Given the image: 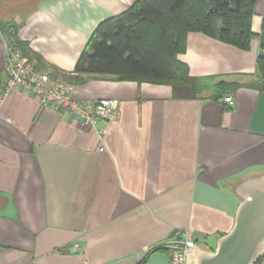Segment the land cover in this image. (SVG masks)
Segmentation results:
<instances>
[{
	"label": "crops",
	"instance_id": "0c3cea01",
	"mask_svg": "<svg viewBox=\"0 0 264 264\" xmlns=\"http://www.w3.org/2000/svg\"><path fill=\"white\" fill-rule=\"evenodd\" d=\"M136 1L0 0V95L4 33L63 80L97 25ZM263 17L256 0L253 33ZM258 53L256 41L241 51L188 33L179 59L192 77L236 83L232 104L98 77L74 85L73 98L114 100L119 116L93 126L11 90L0 99V264H169L155 248L177 232L213 250L233 225L236 186L264 174V93L250 86Z\"/></svg>",
	"mask_w": 264,
	"mask_h": 264
},
{
	"label": "trees",
	"instance_id": "16d2710c",
	"mask_svg": "<svg viewBox=\"0 0 264 264\" xmlns=\"http://www.w3.org/2000/svg\"><path fill=\"white\" fill-rule=\"evenodd\" d=\"M255 2L137 0L121 14L97 25L77 58L72 73L62 77V81L83 85L103 77L118 82L167 85L172 88V97L178 99L194 98L209 90L210 99L223 101L238 87L236 83H213L208 77L212 83L202 86V81L192 77L187 64L179 59L186 51L188 33L194 32L241 51H249L252 42L256 41L259 46L255 60L258 81L250 86L264 93V17L261 32L253 33L251 19ZM4 34L8 44L18 47L39 69L27 54L25 46L13 34ZM161 250L170 252L167 247L157 251Z\"/></svg>",
	"mask_w": 264,
	"mask_h": 264
},
{
	"label": "built area",
	"instance_id": "2783aa9c",
	"mask_svg": "<svg viewBox=\"0 0 264 264\" xmlns=\"http://www.w3.org/2000/svg\"><path fill=\"white\" fill-rule=\"evenodd\" d=\"M4 84L0 99L11 90L18 88L37 98L46 108L55 106L66 112L84 126H93L98 120L115 121L119 116L117 102L110 99L78 101L73 98V84L49 76L37 69L29 59L14 45L7 44L4 62ZM224 102L232 104L231 96L224 97ZM192 245L187 232L175 233L166 246L170 250L169 264H186V250Z\"/></svg>",
	"mask_w": 264,
	"mask_h": 264
},
{
	"label": "water",
	"instance_id": "95a60500",
	"mask_svg": "<svg viewBox=\"0 0 264 264\" xmlns=\"http://www.w3.org/2000/svg\"><path fill=\"white\" fill-rule=\"evenodd\" d=\"M240 199L231 229L213 250L192 243L186 264H256L264 255V174L248 177L235 188ZM162 246L155 248V251Z\"/></svg>",
	"mask_w": 264,
	"mask_h": 264
},
{
	"label": "rangeland",
	"instance_id": "374dc122",
	"mask_svg": "<svg viewBox=\"0 0 264 264\" xmlns=\"http://www.w3.org/2000/svg\"><path fill=\"white\" fill-rule=\"evenodd\" d=\"M224 65V64H223ZM225 67H226V69H227V71L231 68L230 66H228V64H226L225 65ZM252 70H253V67H252ZM251 70V72H250V76L252 77V76H255V75H253V71ZM199 80H201L202 81V86H208L210 83H212L213 82V80H212V82H211V80H208V76H196ZM224 78H222V79H226V80H234V79H238V78H234L233 77V75H230L229 74V76H226V75H224L223 76ZM207 78V79H206ZM214 83V82H213Z\"/></svg>",
	"mask_w": 264,
	"mask_h": 264
}]
</instances>
